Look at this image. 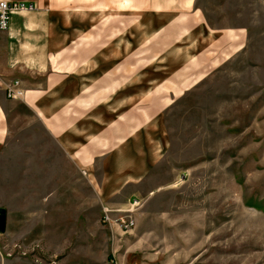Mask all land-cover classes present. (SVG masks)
Instances as JSON below:
<instances>
[{"label": "rangeland", "instance_id": "374dc122", "mask_svg": "<svg viewBox=\"0 0 264 264\" xmlns=\"http://www.w3.org/2000/svg\"><path fill=\"white\" fill-rule=\"evenodd\" d=\"M100 1L107 13L197 11L211 35L181 68L191 86L165 115L164 185L123 234L102 222L83 174L19 107L0 154V264H264V0Z\"/></svg>", "mask_w": 264, "mask_h": 264}, {"label": "crops", "instance_id": "0c3cea01", "mask_svg": "<svg viewBox=\"0 0 264 264\" xmlns=\"http://www.w3.org/2000/svg\"><path fill=\"white\" fill-rule=\"evenodd\" d=\"M4 1L33 10L12 15L0 31V154L19 121L15 109L24 107L83 174L101 213L140 206L164 185L162 174L157 182L168 146L164 119L191 86L181 68L196 64V43L211 36L204 18L193 10L167 15L160 4L133 15L102 11L100 0ZM14 81L24 91L18 100L5 93ZM7 234L0 208V239Z\"/></svg>", "mask_w": 264, "mask_h": 264}, {"label": "built area", "instance_id": "2783aa9c", "mask_svg": "<svg viewBox=\"0 0 264 264\" xmlns=\"http://www.w3.org/2000/svg\"><path fill=\"white\" fill-rule=\"evenodd\" d=\"M33 10L32 5L22 2L0 0V31H6L9 19L14 14L27 13ZM6 97L11 100H18L24 96V91L19 81L9 83L5 88ZM139 202L133 201L128 210H102V222L116 225L123 234L129 233L135 226L134 214L138 209ZM115 216V219L112 218Z\"/></svg>", "mask_w": 264, "mask_h": 264}]
</instances>
